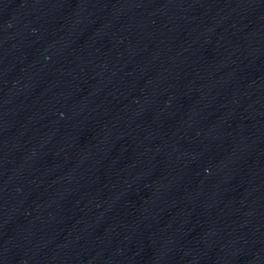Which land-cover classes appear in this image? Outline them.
Returning <instances> with one entry per match:
<instances>
[{
	"label": "water",
	"instance_id": "obj_1",
	"mask_svg": "<svg viewBox=\"0 0 264 264\" xmlns=\"http://www.w3.org/2000/svg\"><path fill=\"white\" fill-rule=\"evenodd\" d=\"M0 264H264V0H0Z\"/></svg>",
	"mask_w": 264,
	"mask_h": 264
}]
</instances>
